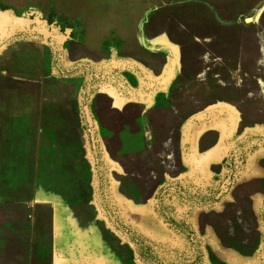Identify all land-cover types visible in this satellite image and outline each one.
<instances>
[{
    "label": "rangeland",
    "instance_id": "1",
    "mask_svg": "<svg viewBox=\"0 0 264 264\" xmlns=\"http://www.w3.org/2000/svg\"><path fill=\"white\" fill-rule=\"evenodd\" d=\"M99 170L122 221L177 251L159 192L221 187L164 203L204 264H264V0H0V264H145Z\"/></svg>",
    "mask_w": 264,
    "mask_h": 264
},
{
    "label": "trees",
    "instance_id": "2",
    "mask_svg": "<svg viewBox=\"0 0 264 264\" xmlns=\"http://www.w3.org/2000/svg\"><path fill=\"white\" fill-rule=\"evenodd\" d=\"M59 74L67 75L69 72L60 70ZM87 75L90 79L89 85L97 81L94 77V73L88 72ZM87 86L88 84L86 87ZM82 103L84 105L87 104L85 98L83 99ZM248 138L255 139L256 137L251 135ZM242 145L243 142L237 143L235 150H237ZM91 152L96 154V150H94V148H92ZM94 158L97 162H99L97 155H95ZM232 167L233 164L230 162L227 165L226 177L228 178V181H230L232 176ZM103 180V173L100 170L97 171L96 192L101 208L103 211L108 213L109 220L112 222L115 230L121 235L125 236L127 241L133 246L137 257L141 262L145 264H204L205 254L202 249L200 239H198V237L195 235V232L193 231L190 224H188L184 219L177 218L171 214L170 209L164 203L165 193L163 192H167L169 191V188L173 187V192L180 200L185 201L193 206H211L217 202L221 195H223L221 187L216 190L201 192L190 190L184 186H181L180 184H172V186H167L165 189L159 192L156 200V209L158 215L168 224L172 230L180 234L188 242V247L186 249L177 251L167 249L166 247L151 241L145 235L136 231V229L122 221L119 213L111 203L109 194L102 188ZM110 213H112V216Z\"/></svg>",
    "mask_w": 264,
    "mask_h": 264
},
{
    "label": "water",
    "instance_id": "3",
    "mask_svg": "<svg viewBox=\"0 0 264 264\" xmlns=\"http://www.w3.org/2000/svg\"><path fill=\"white\" fill-rule=\"evenodd\" d=\"M251 19H247L246 22H249ZM89 120V117L87 118ZM110 179V178H109ZM107 181H108V176H107ZM111 190V188L109 187ZM110 190H108L109 196H110ZM111 203L113 207L116 209L117 212L121 210V205L118 202H115L113 199L111 200Z\"/></svg>",
    "mask_w": 264,
    "mask_h": 264
}]
</instances>
